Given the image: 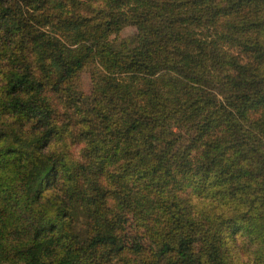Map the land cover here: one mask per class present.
Masks as SVG:
<instances>
[{
    "label": "trees",
    "instance_id": "obj_1",
    "mask_svg": "<svg viewBox=\"0 0 264 264\" xmlns=\"http://www.w3.org/2000/svg\"><path fill=\"white\" fill-rule=\"evenodd\" d=\"M91 1L0 0V264H264V0ZM88 61L92 93L64 90ZM182 116L175 150L154 130Z\"/></svg>",
    "mask_w": 264,
    "mask_h": 264
},
{
    "label": "rangeland",
    "instance_id": "obj_2",
    "mask_svg": "<svg viewBox=\"0 0 264 264\" xmlns=\"http://www.w3.org/2000/svg\"><path fill=\"white\" fill-rule=\"evenodd\" d=\"M100 1H91V0H68L67 10L70 12L77 11V13L83 14L91 18L101 17V13H98L97 10L102 7ZM136 33V29L132 25L125 26L121 31L117 33H111L108 36V40L111 43L114 49H120L122 47L123 40L125 43L132 47L135 44L133 35ZM24 54L27 58H34V53L30 48H25ZM9 62V61H8ZM7 61H2L0 66V85L3 82V75L7 72V69L10 66V63ZM99 66L96 62L88 61L83 66V68L76 74L74 77L67 82L64 86L66 91H80L83 94L90 95L93 89L92 75L97 74L99 71ZM35 73L39 75L38 66L34 69ZM52 80L49 79V83ZM47 92L51 97V102L54 106V110L59 114L57 116V122L59 125H63L66 122L68 123L65 128L67 131H64L63 139L66 143V149L72 155L78 156L81 143H79V125L76 118L71 116L72 110L60 102V95H55L48 87ZM64 96L63 91L60 92ZM65 113H68L66 115ZM71 114V115H69ZM69 116V117H68ZM191 125L186 121L184 116L176 123V125L171 127H166L165 125L157 127L154 132L159 139L163 140H178L174 149H179L183 144H185L187 137L191 134ZM125 223L121 228V236L125 242H130L134 237H142L143 230L138 228L133 221ZM239 241H242V238H239Z\"/></svg>",
    "mask_w": 264,
    "mask_h": 264
},
{
    "label": "clouds",
    "instance_id": "obj_3",
    "mask_svg": "<svg viewBox=\"0 0 264 264\" xmlns=\"http://www.w3.org/2000/svg\"><path fill=\"white\" fill-rule=\"evenodd\" d=\"M202 197L197 196L194 200L189 202V206L190 208L193 209V215L195 216L196 214H198L199 212L203 211V205L200 203V201L202 200ZM235 264V262H234Z\"/></svg>",
    "mask_w": 264,
    "mask_h": 264
}]
</instances>
